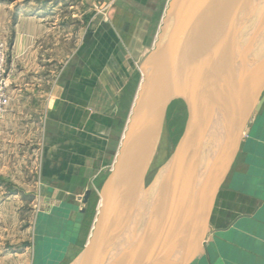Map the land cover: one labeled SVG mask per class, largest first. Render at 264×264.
<instances>
[{
	"label": "water",
	"instance_id": "obj_1",
	"mask_svg": "<svg viewBox=\"0 0 264 264\" xmlns=\"http://www.w3.org/2000/svg\"><path fill=\"white\" fill-rule=\"evenodd\" d=\"M211 1H167L138 67L140 82L89 237L69 264H164L171 252L181 263L183 250L187 259L204 244L217 188L264 109V0L227 39L198 54L180 51ZM181 86L191 91L182 134L147 183L170 97ZM89 196L85 190L80 214ZM183 221L190 222L184 237Z\"/></svg>",
	"mask_w": 264,
	"mask_h": 264
},
{
	"label": "rangeland",
	"instance_id": "obj_2",
	"mask_svg": "<svg viewBox=\"0 0 264 264\" xmlns=\"http://www.w3.org/2000/svg\"><path fill=\"white\" fill-rule=\"evenodd\" d=\"M59 1L60 6L55 7ZM167 1L0 0L1 10L11 9L10 22L25 6L29 7L30 14L37 10L42 12L40 15L49 14L41 28L42 40L34 41L29 47L32 49H25L22 55L11 57V27L0 38V43L6 47L4 76L9 95L6 113L0 115V132L5 134L0 136V264H69L84 247L105 179L96 191H90L82 217L79 210L83 195L78 197L77 203H66L63 207L47 198L49 177L55 174L51 161L56 158L51 152L45 124L44 106L48 92L57 74L79 47L81 37L85 33L95 37L102 31L101 24L104 22L118 35L121 55L130 57L135 72L126 92L127 96H134L140 82V74L135 67L138 69L152 48ZM256 1L249 2L248 6L242 4L229 18L236 21L240 17L244 19L251 13ZM33 28L36 32L35 25ZM24 52L28 55L24 56ZM30 55L32 58L28 57ZM190 99L191 91L186 86L173 91L157 152L146 176L147 183L173 152L183 131ZM130 102L126 98L123 103L127 105L122 104L125 118ZM6 117L11 120L6 121ZM262 117L259 116L257 123ZM256 132L255 127L250 138L256 136ZM106 171L104 175L107 177L109 172ZM258 173H251V177L256 178ZM259 175L262 177L264 173ZM246 187L248 190L245 191L249 194L260 193L264 197V179L260 187L258 183L254 186L251 181ZM66 205L76 208L71 211ZM225 237L232 239V236ZM259 263L264 264V253L260 254Z\"/></svg>",
	"mask_w": 264,
	"mask_h": 264
},
{
	"label": "crops",
	"instance_id": "obj_3",
	"mask_svg": "<svg viewBox=\"0 0 264 264\" xmlns=\"http://www.w3.org/2000/svg\"><path fill=\"white\" fill-rule=\"evenodd\" d=\"M60 2L55 7L60 6ZM25 7L13 16V22L9 21L11 9H0V38L11 27V57L22 55L34 41L42 40L41 28L49 17V14L40 15L39 10L30 14L29 7ZM34 25L36 32L32 30ZM101 28L95 37L87 33L81 37L79 47L52 83L44 106L51 152L56 155L51 161L55 174L49 177L47 198L60 207L77 203L85 190L96 191L105 179L104 174L106 170L109 172L117 154L135 97L126 94L135 72L130 57L121 55L118 35L104 22ZM27 55L28 52H24V56ZM28 57L32 58L31 55ZM135 69L139 72L137 67ZM126 98L131 102L125 118L122 104ZM260 117L258 123L259 117L250 126L217 188L204 244L196 255L187 259L189 251L183 250L185 260L181 263L175 261L173 252L168 253L164 264H262L259 258L264 253V197L245 191L249 181L260 187L264 179L259 175L264 173V114ZM9 119L5 118L6 121ZM255 127L257 134L250 138ZM2 134L0 132V136ZM256 171L259 172L256 178L251 177ZM69 207L66 205L71 211L76 208ZM183 222L184 237L185 226L190 222ZM227 235L232 239L225 237Z\"/></svg>",
	"mask_w": 264,
	"mask_h": 264
},
{
	"label": "bare ground",
	"instance_id": "obj_4",
	"mask_svg": "<svg viewBox=\"0 0 264 264\" xmlns=\"http://www.w3.org/2000/svg\"><path fill=\"white\" fill-rule=\"evenodd\" d=\"M249 2L252 3L253 0H212L209 2L193 27L192 39L190 42L188 41L189 45L187 44L186 47L180 45V51H186V54L192 52L198 54L233 35L250 20L258 0L254 6L252 5L251 13L249 12L244 19L240 17L236 21L235 18L231 20L229 16L242 4L248 6ZM252 6L248 8L250 9ZM226 25L227 27H224Z\"/></svg>",
	"mask_w": 264,
	"mask_h": 264
},
{
	"label": "built area",
	"instance_id": "obj_5",
	"mask_svg": "<svg viewBox=\"0 0 264 264\" xmlns=\"http://www.w3.org/2000/svg\"><path fill=\"white\" fill-rule=\"evenodd\" d=\"M6 47L0 43V115L6 113L9 106L8 85L5 79Z\"/></svg>",
	"mask_w": 264,
	"mask_h": 264
},
{
	"label": "trees",
	"instance_id": "obj_6",
	"mask_svg": "<svg viewBox=\"0 0 264 264\" xmlns=\"http://www.w3.org/2000/svg\"><path fill=\"white\" fill-rule=\"evenodd\" d=\"M126 94H127V92H126ZM128 95H129V94H128ZM124 105L126 106L127 104L125 103ZM125 106H124V107H125ZM84 214H85V213H84ZM84 214H83V216H84ZM85 216H86V215H85Z\"/></svg>",
	"mask_w": 264,
	"mask_h": 264
}]
</instances>
